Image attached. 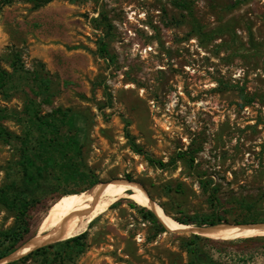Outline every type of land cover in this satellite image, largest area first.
<instances>
[{"label": "rangeland", "instance_id": "374dc122", "mask_svg": "<svg viewBox=\"0 0 264 264\" xmlns=\"http://www.w3.org/2000/svg\"><path fill=\"white\" fill-rule=\"evenodd\" d=\"M102 38L107 57L98 53ZM15 54L31 78L49 81L41 115L59 108L77 114L83 164L101 184L90 191L44 174L29 213L31 237L70 191H108L128 178L170 222L264 223V0H52L42 7L0 0V72H13ZM29 99L24 80L0 91V126L14 137L0 141V188L23 177ZM142 208L151 209L122 199L90 222L73 264H264V240L242 241L264 237V225L192 240L169 224L159 232ZM14 222L0 205V232ZM16 264L47 263L32 257Z\"/></svg>", "mask_w": 264, "mask_h": 264}, {"label": "trees", "instance_id": "16d2710c", "mask_svg": "<svg viewBox=\"0 0 264 264\" xmlns=\"http://www.w3.org/2000/svg\"><path fill=\"white\" fill-rule=\"evenodd\" d=\"M15 0H2L4 4H10ZM31 2L35 7H42L52 0H24ZM176 6V4H174ZM182 9L189 10L187 5L181 6ZM100 22V20H95ZM102 25L107 27V23ZM198 33H202V27L196 28ZM98 53L101 57L108 56L107 44L104 38L98 43ZM10 67L12 73L4 70L0 72V91L7 89L15 83L16 80H24L29 93V105L32 110L29 119V129L25 138L20 142L22 150L20 167L23 174L22 180L11 182L0 188V205L13 212L15 222L9 229L0 232V261L10 256L19 247L32 238V231L29 224V213L39 201L41 193V179L44 174L49 172L57 174V183L68 184L74 181L77 185L92 188L97 185V179L89 172L82 161V129L77 124V114L71 110L56 109L45 115L40 114V104L48 102L49 81L38 76L30 77L29 73L23 69L22 62L15 54V58L11 61ZM13 135L0 126V141L12 142ZM132 150L137 154L142 151L135 143H132ZM26 150V152H24ZM187 154H184L185 157ZM148 161L153 165H157L161 169L165 164L160 161L152 160L147 157ZM190 162L193 159L190 157ZM129 181V178H128ZM203 184V183H202ZM80 192L70 191L69 194ZM213 205L216 198L212 195L208 198ZM140 213L144 220L154 224L161 233L168 230L156 217V215L148 209L142 208ZM181 225H195L196 227H210L221 221L220 217L210 219L208 216H194L186 219L176 220ZM252 224V223H245ZM192 240L199 239V236L192 235ZM264 240V237L247 238L242 241ZM192 244H189V247ZM86 247L85 234L74 236L71 239L56 242L34 251L21 255L19 260L9 262L7 264H16L19 261H25L32 257L41 258L43 263L57 264H73ZM190 253L193 255L190 248ZM196 257V256H195Z\"/></svg>", "mask_w": 264, "mask_h": 264}, {"label": "bare ground", "instance_id": "6f19581e", "mask_svg": "<svg viewBox=\"0 0 264 264\" xmlns=\"http://www.w3.org/2000/svg\"><path fill=\"white\" fill-rule=\"evenodd\" d=\"M100 185L94 186L90 191L95 190ZM127 198H133L138 203L148 206L153 210L155 209L152 206L153 202H150L146 193L141 189H137L132 183H126L108 191L86 194L84 196L80 193L63 196L48 209L40 223L39 233L30 238L10 256L17 258L40 245L48 244L52 241L71 239L84 232L90 222L108 212L119 200ZM155 210L158 211L157 209ZM155 210V214L164 225L169 224L174 231L191 228L187 225L170 222L165 216L157 213ZM243 228L245 227H220L209 231L220 233L227 230H244ZM249 228V230H254L260 227L253 226ZM261 228L264 230V227Z\"/></svg>", "mask_w": 264, "mask_h": 264}, {"label": "water", "instance_id": "95a60500", "mask_svg": "<svg viewBox=\"0 0 264 264\" xmlns=\"http://www.w3.org/2000/svg\"><path fill=\"white\" fill-rule=\"evenodd\" d=\"M124 182H126V183H131V182H129V181H124ZM140 187V186H139ZM141 188V187H140ZM141 190L143 191V192H145L142 188H141ZM149 198V197H148ZM149 200H150V202H153L150 198H149ZM154 214H155V212H154V210L153 209H150ZM156 215V214H155ZM156 217L158 218V216L156 215ZM159 219V218H158ZM160 220V219H159ZM160 222L164 225V223L160 220ZM262 225H264V223H260V224H237V225H234V226H218V227H215V228H200V227H191V228H188V229H185V230H179V231H181V232H184V233H191V234H193V235H202L204 232H208L209 230H212V229H217V228H220V227H251V226H262ZM187 226H189V225H187ZM164 227L167 229V230H169L165 225H164ZM56 242H60V241H52V242H50V243H48V244H44V245H42V246H39V247H37V248H35L34 250H36V249H38V248H41V247H44V246H47V245H50V244H53V243H56ZM34 250H32V251H34ZM21 257H23V256H21ZM21 257H17V258H12L11 256H8L7 258H5V259H3V260H1L0 261V264H7V263H9V262H12V261H14V260H17V259H20Z\"/></svg>", "mask_w": 264, "mask_h": 264}]
</instances>
